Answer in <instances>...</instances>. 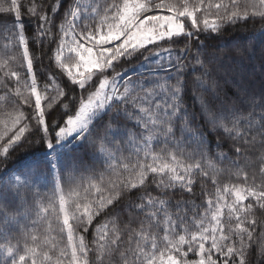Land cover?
Instances as JSON below:
<instances>
[{
  "label": "snow or ice",
  "instance_id": "6c2138e0",
  "mask_svg": "<svg viewBox=\"0 0 264 264\" xmlns=\"http://www.w3.org/2000/svg\"><path fill=\"white\" fill-rule=\"evenodd\" d=\"M203 2L111 0L99 19L76 23L79 9L74 0H52L47 8L44 0L39 6L29 0L30 6L25 12L36 23L31 43L34 46L45 41L50 45L55 43L49 59L66 72L69 85L81 92L86 88L89 90V95L77 101L70 92L55 90L49 93L47 86L42 91L38 89L36 76L32 73L34 57L29 53V36L26 35L21 5L18 0H10V5L5 7L4 0H0V13L6 14L0 15V32L11 33L22 48L26 70L31 74V83L27 86L34 97V100L24 97L32 109L30 116L26 117L23 112L14 117L9 114L12 125L18 127L8 146L3 148L4 159L10 148L22 140L27 142L31 138L51 150L74 134L93 154L102 155L105 145L117 152L127 151V146L132 144L137 148L133 154L137 157L136 162L133 164L130 159L123 166L125 171L130 169V178L126 177L118 184L110 182L111 195L108 197L101 196L84 204L73 201L69 205L64 195L59 196V211L63 216L60 231L66 229L70 248L57 251L55 242L48 243L47 240V247H42L34 232H26L32 244L24 243L22 254L15 251L20 248L19 241L8 247V264H90L89 251L94 254L91 264H218L221 258L222 264H230V261L231 264H253V253L264 257V219L255 218L256 209L264 210V90L255 93L243 88L225 65L226 61L235 62L237 55L251 60L255 51L251 50L250 44H245L231 47L232 54L221 55L218 51H210V45L200 40L202 35L207 40L209 33L220 34L224 25L246 22L249 15L264 20V0H258V4L256 0L243 5L239 0H231V4H210L208 7L216 9L220 23L210 22L205 16L201 26L197 13ZM249 8L255 11L249 13ZM185 19L190 21L187 28ZM53 29L63 37L71 35L75 46L69 51L74 53V62L66 61L64 41L54 39ZM249 39H257L258 48L264 50V30L258 38ZM214 47L221 48L218 44ZM121 60L134 61V71H138L139 76L121 81L123 71L116 72ZM260 60L264 75V54ZM108 72L114 73L111 81ZM6 75L14 77L19 85L18 72L11 71ZM94 78L99 81L98 87L91 91L90 82ZM229 80L236 82L240 89L235 98L229 97L224 90ZM120 83L124 84L122 93ZM109 85L110 90L106 91ZM17 95H21L18 89ZM189 95L200 106L197 114L191 113L185 104ZM61 97H66L67 103L61 101ZM42 100L47 101V113ZM58 104L62 106L55 107ZM102 110H107L108 116L100 125L94 126L95 117ZM209 134L217 138L216 149L228 148L238 158L230 161L236 171L231 168L227 171L239 183L217 187L214 198L209 196L206 200L204 218L198 211H192L191 215L184 212L186 202L177 200L175 206L181 211L175 214L174 222L164 210L167 201L162 197L182 196L183 191L178 192L177 186L192 195L193 171L204 177H208V172L199 163L181 164L177 155L167 149L153 154L151 142L161 138L163 143L193 138L197 143L194 155L204 157L206 152L212 151ZM2 138L3 133H0ZM228 140L232 141L231 145ZM140 152H144L143 157ZM257 154L258 164L252 159ZM141 160L145 162L141 163ZM148 160L151 163H147ZM108 166L114 169L110 162ZM244 168L249 170L244 171ZM37 171L38 166H33L10 174L0 172V228L11 229L29 216L25 190L36 182ZM44 172L46 170L40 175ZM93 175L98 181L104 180V170H94ZM59 176L58 166L54 163L51 179L58 190ZM89 186H93L91 180ZM149 190L158 195L152 196ZM138 192V198L144 200L142 209L160 205L147 215V225L142 220L138 229L130 228L128 225L132 221L129 220L111 237L110 229L102 225L95 229L98 237L95 249H89L83 235L75 236L74 225L87 232L98 215L119 217L125 211L121 205ZM85 195H88L87 191ZM228 197H231L230 201ZM159 213L167 218L166 226L161 228L164 235L160 244L152 232L160 226ZM70 217L73 223H70ZM257 226L261 228L259 244L254 235ZM260 264H264V259Z\"/></svg>",
  "mask_w": 264,
  "mask_h": 264
},
{
  "label": "trees",
  "instance_id": "16d2710c",
  "mask_svg": "<svg viewBox=\"0 0 264 264\" xmlns=\"http://www.w3.org/2000/svg\"><path fill=\"white\" fill-rule=\"evenodd\" d=\"M79 0H74L75 6ZM92 6L95 4H100L102 10H104L105 5L109 4L111 0H90ZM33 3L39 4L41 0H32ZM119 2V0H118ZM159 2V0H157ZM189 4L198 3L199 0H188ZM227 3L231 4V0H204L203 7L197 13L198 23H203L205 16L212 22L215 21L220 23L218 16L216 15V9L214 7L209 8L208 5H215L217 3ZM243 5L244 3H251L252 0H239ZM21 5V14L24 18V27L26 35L29 36V53L34 57L33 59V70L32 73L35 74L37 79V86L39 90H43L45 86L48 87L49 93H54L55 90H59L65 93L70 92L74 100H79L82 97L89 95V90L86 88L83 92L76 89L75 86L68 84L67 74L63 69H59L58 65H55L51 59H49L51 52L50 49L55 47V43L48 44L46 41L38 46H34L31 43V33L35 31L36 23L33 19L27 16L25 8L30 6L29 0H18ZM52 3V0H44V6L47 8L48 5ZM258 4V0H256ZM5 7L10 5V0H4ZM207 9V12H205ZM242 10V9H241ZM249 13L255 11V9H248ZM86 12H82L81 19L85 17ZM151 14V13H150ZM164 14H167L166 12ZM0 15H6L0 13ZM78 23V22H77ZM189 20L185 19V26L187 28ZM264 30V20L258 16H251L246 22H238L235 25H224V29L220 34L209 33L207 40L202 35L200 37L201 43H207L210 45V51H218L221 55L224 53L232 54L230 48L233 46L243 47L245 44L251 45V50L255 51V57L251 60L244 56L242 59L240 56H236L234 61H226V69L231 71L232 76L235 81L239 83L240 86L249 90L250 92L259 93L264 90V75H262L260 70V56L264 54V50H260L257 46V39H249L250 37L258 38L260 32ZM54 39H63V36L56 33L53 29ZM213 35H219V37H213ZM220 45V49H216L215 45ZM227 46V47H225ZM35 57H39L36 59ZM67 62L72 63L75 60L74 53L64 54ZM115 63V62H114ZM135 62H126L121 60L116 67V72L119 73L123 71V76L120 78L121 81H129L130 79H135L139 76L138 71H134ZM11 71H16L20 74V83L17 85L16 79L10 75H6ZM114 73L108 72V78H113ZM98 79L94 78L90 82V90L95 91L98 87ZM31 83V74L26 70V61L22 55V48L17 45L15 37L7 32H0V133H3V138L0 139V172L5 174H10L24 169H31L33 166H38L39 171H37V180L35 183L25 190L28 201V213L29 216L20 220L19 225L13 226L11 229L0 228V264H8V254L7 248L13 247L20 242V248L15 249L17 254H22L21 249L24 243L32 244L30 237L26 236V232H34L37 235L39 244L42 247H47L45 241L48 243L55 242L57 245V251L59 249L70 248L69 242L67 240L66 229L61 232L60 225L62 224L63 216L59 211V196L64 195L68 204L71 205L73 201H79L81 204L89 203L91 201L99 199L101 196L108 197L111 195L110 188L111 183H120L124 178L129 177V171H125L123 166L128 164L131 159L133 164L136 162L137 157L133 155L136 151V145H128L127 151L122 150L117 152L110 146L105 145L102 155L93 154L91 150L87 147L86 143L78 139L67 140L61 144L55 145L53 149H47L44 143H38L36 140L31 138L27 142L23 140L19 145H14L10 148L7 153V159H4L5 153L3 148L8 146L9 139L14 135L16 127H14L9 119V114L11 116H16L20 112H23L25 116L31 115V107L24 97H28L34 100V97L30 95V88L27 86ZM131 84L128 87L131 88ZM124 84L120 83L119 91L122 93ZM17 89L21 95H17ZM226 94L235 98L236 94L240 91L237 83L233 80H229L224 86ZM241 96L244 93H240ZM61 101L67 103L66 97H61ZM185 104L191 113L197 114L200 111L199 104L193 99L192 95L185 98ZM61 104L55 107H61ZM42 107L45 108L46 113L48 112L47 101L42 100ZM70 107V105H69ZM78 110V107H77ZM108 116V111L105 110L100 116L95 118V125H100L102 120H105ZM51 118V117H50ZM56 118H60V113H56ZM7 127V131H5ZM210 142L213 144L212 151L206 152L204 157L199 155H194L197 148L196 140L193 138H187L183 140H176L169 143H163V138L160 140H153L150 145V150L153 154H160L162 149H167L168 151L175 153L177 155V160L183 165L196 164L199 163L202 168L208 172V177H204L202 173H198L196 170L193 171V176L195 177V183L193 184V194L189 195L186 190H182L177 186V191H183L182 196L172 195L170 197H162L167 203L164 205V210L173 215V221L175 222V214L180 212L175 204L177 200H182L186 202V207H184V212L191 215L192 211H198L203 217L205 212L206 200L209 196L215 194L217 187H222L225 185H230L233 183H239L235 178L228 174L227 169L231 168L234 172L236 169L231 166L230 161L237 159L228 150V148L216 149L215 140L216 137H211L209 134ZM223 143V140H221ZM228 144L231 145L232 141L228 140ZM141 147H143L141 143ZM144 152H140V156L143 157ZM115 159H110L111 157ZM225 156L228 159H225ZM254 161L259 160V154L252 157ZM109 162L114 166L109 168ZM141 163L145 161L141 160ZM57 164L60 176L59 184L60 190L56 188L51 179L52 164ZM147 163H151L148 160ZM243 168V165H241ZM42 175L41 172L45 171ZM104 170V180L98 181L93 175V171ZM249 169L244 168V171ZM233 179L237 182H234ZM92 182V187L89 186V181ZM111 182V183H110ZM257 184L260 183L257 179ZM203 188V191H202ZM87 191L88 195H85ZM152 196L158 195L157 192L149 190ZM140 193H137L134 201L126 200L124 205L121 207L125 208V211L119 216H113L109 214H101L94 217L92 224L88 226V231L84 232L78 229L74 225V234L76 237L83 235L85 237V244L88 245L89 249L96 248V241L98 239L96 228L102 225H107L110 229L109 237L112 236L116 229H123L127 224V218L130 217V212H137L138 210V200ZM229 201L231 197H228ZM247 203V201H246ZM48 208V212L43 210ZM160 205L157 204L153 211L159 209ZM130 211V212H129ZM255 218L258 220L264 219V210L256 209ZM161 228L165 227L166 223H162L163 215H159ZM35 221V223H33ZM115 221V223H113ZM207 222V220H206ZM70 223H73V219L70 217ZM128 227L132 228L129 224ZM261 233V228L257 226L254 235L257 237V244L261 243L258 239ZM164 235V233H163ZM127 239L126 237H123ZM162 243V242H160ZM207 247V245H206ZM190 258H194L191 257ZM216 258L215 256L213 257ZM94 259V254L92 251L88 253V260ZM253 264H260V261L264 257H260L257 253H253L251 258ZM218 264H222V258L218 261ZM231 264V261H230Z\"/></svg>",
  "mask_w": 264,
  "mask_h": 264
},
{
  "label": "rangeland",
  "instance_id": "374dc122",
  "mask_svg": "<svg viewBox=\"0 0 264 264\" xmlns=\"http://www.w3.org/2000/svg\"><path fill=\"white\" fill-rule=\"evenodd\" d=\"M79 9V15H78V18L76 20V23H80L81 20L85 21V22H90L92 20V18H96V19H99L100 18V15L102 14L103 10H102V6L100 4H95L92 6V2L90 0H79L77 5H76ZM86 15L85 17H83L81 19V16H82V12H86ZM153 14V13H151ZM71 19V18H69ZM67 27V26H66ZM63 41H64V54H70L71 52L69 51V48L71 47H74L75 45L73 44L72 42V39H71V35H69L68 37H63ZM109 79V78H108ZM111 79H109V81H111ZM110 87L111 85H109V89H106V91H109L110 90ZM105 110H102L96 117L100 116ZM95 117V118H96ZM77 139V136L74 134L72 137H69L68 139H66L65 141L67 140H75ZM63 141V142H65ZM234 182H237L233 179ZM53 183H55L53 181ZM55 185V184H54ZM135 200V197H133L131 199V201H134ZM144 204V200L143 199H139L138 200V203H137V206H138V210L137 212H130L129 215L130 217L127 218V220H131V225H132V228L134 229H138L139 226H140V222L143 220L145 225H147V220H146V217L147 215H149L153 209H151L150 207H145V208H141L140 206ZM168 213V216L171 217L173 219V215L169 212ZM163 213H159V215ZM159 215H158V218H159ZM166 217H164L163 215V221L162 223H166ZM159 222H160V219H159ZM166 226V225H164ZM152 232L154 235L157 236V243L160 244V242L163 241V231H161V226L157 227V228H153L152 229ZM143 243V242H141ZM133 247H135V245L133 244ZM131 259V257H130Z\"/></svg>",
  "mask_w": 264,
  "mask_h": 264
}]
</instances>
